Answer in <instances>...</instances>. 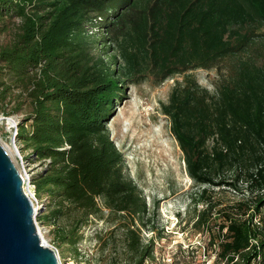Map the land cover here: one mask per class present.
<instances>
[{
  "label": "trees",
  "instance_id": "trees-1",
  "mask_svg": "<svg viewBox=\"0 0 264 264\" xmlns=\"http://www.w3.org/2000/svg\"><path fill=\"white\" fill-rule=\"evenodd\" d=\"M101 7L140 16V48L121 46L116 68L88 49V12ZM0 36V113L20 117L22 158L42 165L30 181L57 245L76 252L82 229L105 220L125 258L141 264L152 251L140 236L145 196L105 125L123 78L152 67L181 76L160 110L198 186L194 202L204 203L195 225L218 221L208 239L215 264H264V0H0ZM220 60L230 72L209 91L193 71ZM214 188L241 196L222 204Z\"/></svg>",
  "mask_w": 264,
  "mask_h": 264
},
{
  "label": "rangeland",
  "instance_id": "rangeland-1",
  "mask_svg": "<svg viewBox=\"0 0 264 264\" xmlns=\"http://www.w3.org/2000/svg\"><path fill=\"white\" fill-rule=\"evenodd\" d=\"M107 10V7H101L88 12L89 22L84 27L91 53L102 54L105 62L116 68L123 59L121 46L128 51L135 50L136 46L140 48L142 39L138 35L142 32L136 28L140 16L130 7H116L111 15H107ZM3 38L0 36V41ZM229 64L227 60H220L213 67L194 70L193 74L202 86L213 91L219 77L230 72ZM123 79L121 98L113 110L114 115L105 125L115 146L123 154L125 174L139 186L150 210L147 218L150 221L140 230V236L144 241L151 240L153 245L141 264H215L216 244L210 245L208 239L215 236L218 221L211 216L209 225L203 228L195 225L196 215L204 203L194 202L198 186L188 176L180 148L170 133L168 117L160 110L172 86L181 81V76L176 74L162 79L161 74L150 67ZM11 126V118L6 119L0 113V140L12 154L19 171L30 177L42 165L40 162L29 164L23 158L20 164L23 153L17 141L15 145L13 143L9 133ZM24 187L26 189L25 184ZM209 192L212 201L222 204L241 196V193L227 188H214ZM34 209L41 238L46 244L54 245L58 256L68 259L70 264H136L125 258L121 232L114 231L112 224L105 220H92L82 229L75 252V247L54 242L53 223L44 224L38 220L41 212L46 211L45 204L37 202Z\"/></svg>",
  "mask_w": 264,
  "mask_h": 264
},
{
  "label": "water",
  "instance_id": "water-1",
  "mask_svg": "<svg viewBox=\"0 0 264 264\" xmlns=\"http://www.w3.org/2000/svg\"><path fill=\"white\" fill-rule=\"evenodd\" d=\"M36 214L21 173L0 140V264H58L36 228Z\"/></svg>",
  "mask_w": 264,
  "mask_h": 264
},
{
  "label": "built area",
  "instance_id": "built-area-1",
  "mask_svg": "<svg viewBox=\"0 0 264 264\" xmlns=\"http://www.w3.org/2000/svg\"><path fill=\"white\" fill-rule=\"evenodd\" d=\"M6 119L8 118H11L12 120V126H11V130H9V133L11 134V137H12V140H13V143L15 145V138H16V128H17V124L20 122V117H17V116H9V117H4ZM23 163V159L22 157L20 156V164ZM21 173V172H20ZM30 174V173H29ZM21 176H22V181H23V190L25 191V193L28 195V197L31 198V200L33 201V205L35 203H37V199L36 197H34V186L33 184L31 183L30 181V177L29 175H24L21 173ZM24 184L26 185V189L24 187ZM36 223V221H35ZM256 223H259L258 221ZM263 239H264V231H263ZM49 245L55 252L56 254V258H57V261H58V264H70L71 262L68 260V259H61L58 254H57V249L54 245L52 244H47Z\"/></svg>",
  "mask_w": 264,
  "mask_h": 264
},
{
  "label": "bare ground",
  "instance_id": "bare-ground-1",
  "mask_svg": "<svg viewBox=\"0 0 264 264\" xmlns=\"http://www.w3.org/2000/svg\"><path fill=\"white\" fill-rule=\"evenodd\" d=\"M11 122H12V120H11ZM13 124V123H12ZM12 155V154H11Z\"/></svg>",
  "mask_w": 264,
  "mask_h": 264
}]
</instances>
